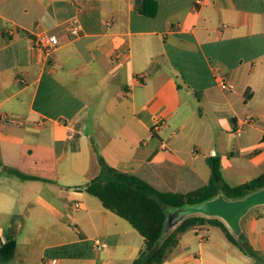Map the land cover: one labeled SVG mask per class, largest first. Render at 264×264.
Returning <instances> with one entry per match:
<instances>
[{
	"label": "crops",
	"instance_id": "0c3cea01",
	"mask_svg": "<svg viewBox=\"0 0 264 264\" xmlns=\"http://www.w3.org/2000/svg\"><path fill=\"white\" fill-rule=\"evenodd\" d=\"M42 31L61 42L51 55L34 46ZM263 71L264 0H0V264H132L144 238L79 189L100 173L98 153L160 191L207 184L213 155L231 186L260 176ZM244 231L263 258L199 225L162 264H264L263 208Z\"/></svg>",
	"mask_w": 264,
	"mask_h": 264
},
{
	"label": "trees",
	"instance_id": "16d2710c",
	"mask_svg": "<svg viewBox=\"0 0 264 264\" xmlns=\"http://www.w3.org/2000/svg\"><path fill=\"white\" fill-rule=\"evenodd\" d=\"M97 158L100 173L79 189L98 198L105 209L125 219L144 238V245L132 264H162L179 245L180 235L199 225L219 227L228 241L239 247L245 254L263 258L262 253L253 248L246 237L237 240L219 219L189 217L160 245L159 238L171 209L200 204L221 195L231 199L244 197L264 187V172L248 182L231 186L223 177L220 157L209 156L206 159L211 170L208 183L182 193L160 191L136 174L123 172L110 166L101 154L98 153ZM258 210H254L252 214Z\"/></svg>",
	"mask_w": 264,
	"mask_h": 264
},
{
	"label": "water",
	"instance_id": "95a60500",
	"mask_svg": "<svg viewBox=\"0 0 264 264\" xmlns=\"http://www.w3.org/2000/svg\"><path fill=\"white\" fill-rule=\"evenodd\" d=\"M264 207V187L244 197L231 199L223 195L200 204L171 209L166 217L159 245L184 220L193 216L219 219L237 239L245 238L244 220L256 209Z\"/></svg>",
	"mask_w": 264,
	"mask_h": 264
},
{
	"label": "built area",
	"instance_id": "2783aa9c",
	"mask_svg": "<svg viewBox=\"0 0 264 264\" xmlns=\"http://www.w3.org/2000/svg\"><path fill=\"white\" fill-rule=\"evenodd\" d=\"M113 22V16H110L109 19L106 21L107 26H111ZM68 33L73 38L76 39L80 37L83 34V27L81 22L77 18H73L70 20L69 27H68ZM61 45V42L59 40V37L54 33H49L47 31H42L38 33L35 36L34 39V46L37 50L43 51L46 55L53 54ZM125 55V52L120 50L119 48L115 49L113 54L110 56L113 60H121ZM215 79L217 80V83L219 87L224 91H230L234 88V84L231 80H229L227 77H225L222 72L217 69L215 71ZM145 77L144 74H141L138 76V80L140 81ZM1 120H3L6 123H15L16 120L8 115H2ZM165 121L163 118L160 117H154L153 123H152V129L151 132L155 133L158 131L163 125ZM254 118L252 115H247L245 118L241 119L237 125L234 128L235 134H241L245 128L246 125L253 124ZM76 209H79L81 207V203L76 202L73 205ZM96 244L98 247H104L105 244L102 243L100 240H96ZM43 264H56V260L47 261Z\"/></svg>",
	"mask_w": 264,
	"mask_h": 264
},
{
	"label": "rangeland",
	"instance_id": "374dc122",
	"mask_svg": "<svg viewBox=\"0 0 264 264\" xmlns=\"http://www.w3.org/2000/svg\"><path fill=\"white\" fill-rule=\"evenodd\" d=\"M260 78H264V71H263V73H261L259 79H260ZM220 232H221V231H220Z\"/></svg>",
	"mask_w": 264,
	"mask_h": 264
}]
</instances>
